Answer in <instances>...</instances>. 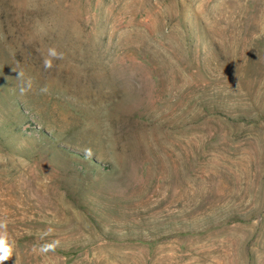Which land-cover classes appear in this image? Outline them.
<instances>
[{
    "label": "rangeland",
    "instance_id": "rangeland-1",
    "mask_svg": "<svg viewBox=\"0 0 264 264\" xmlns=\"http://www.w3.org/2000/svg\"><path fill=\"white\" fill-rule=\"evenodd\" d=\"M4 219V264H264V0H0Z\"/></svg>",
    "mask_w": 264,
    "mask_h": 264
},
{
    "label": "clouds",
    "instance_id": "clouds-1",
    "mask_svg": "<svg viewBox=\"0 0 264 264\" xmlns=\"http://www.w3.org/2000/svg\"><path fill=\"white\" fill-rule=\"evenodd\" d=\"M64 54L57 52L55 48H49L47 56L43 60V65L46 70H49L53 67V59H63ZM17 79L23 81V86L20 87L19 91L21 95H24L27 91H30L33 87L34 80L31 76L26 77L23 71L17 72ZM42 93H47L49 91L47 86H44L40 89ZM84 155L86 159H91L93 156L92 149H84ZM8 221L6 219L0 220V264H4L5 261H8L14 255L15 241L10 238L7 232ZM52 229L49 228L44 234H50ZM60 245L59 240H53L48 243H44L39 246V248H34V252L46 256L49 252H54L56 248Z\"/></svg>",
    "mask_w": 264,
    "mask_h": 264
}]
</instances>
